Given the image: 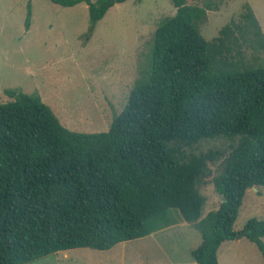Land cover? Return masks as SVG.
I'll use <instances>...</instances> for the list:
<instances>
[{
	"label": "trees",
	"instance_id": "trees-1",
	"mask_svg": "<svg viewBox=\"0 0 264 264\" xmlns=\"http://www.w3.org/2000/svg\"><path fill=\"white\" fill-rule=\"evenodd\" d=\"M50 1L85 2L92 30L125 0ZM170 1L175 10L154 31L145 78L108 129L72 131L39 94L6 90L12 100L0 103V264L76 247L110 249L174 219L200 233L190 250L196 264H217L221 242L240 237L264 259V217L232 228L246 189L264 187V60L242 64L239 49L251 42L264 50V34L246 3L241 20L208 42L197 24L214 6ZM215 138L229 141L225 154L193 152ZM219 157L211 182L220 200L200 215L206 199L199 187Z\"/></svg>",
	"mask_w": 264,
	"mask_h": 264
},
{
	"label": "rangeland",
	"instance_id": "rangeland-1",
	"mask_svg": "<svg viewBox=\"0 0 264 264\" xmlns=\"http://www.w3.org/2000/svg\"><path fill=\"white\" fill-rule=\"evenodd\" d=\"M187 1L214 6L206 9L197 24L208 42L219 36L221 27L241 20L246 3L264 34V0ZM29 9L30 25L26 27ZM174 10L170 0L116 2L90 30L85 2L63 6L50 0H0V103L12 100L6 90L37 93L72 131L108 129L136 83L145 78L154 31ZM239 45L242 64L264 60L263 49L251 42ZM228 143L224 138L206 140L193 152L211 148L225 154ZM221 159L210 164L211 176L199 187L206 199L200 215L219 203L211 177ZM171 211L178 216L175 208ZM250 216L264 217L263 185L246 189L232 228L238 230ZM199 242V231L174 219L150 235L119 242L110 249L76 247L22 264H196L190 250ZM217 264H264V259L252 241L240 237L221 242Z\"/></svg>",
	"mask_w": 264,
	"mask_h": 264
}]
</instances>
